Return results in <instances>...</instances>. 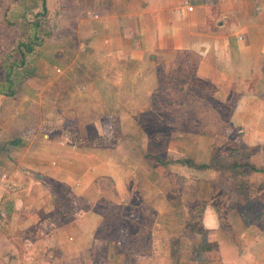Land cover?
<instances>
[{"label":"crops","instance_id":"0c3cea01","mask_svg":"<svg viewBox=\"0 0 264 264\" xmlns=\"http://www.w3.org/2000/svg\"><path fill=\"white\" fill-rule=\"evenodd\" d=\"M16 1L10 6L11 21L23 12L25 1L40 12L45 3L44 19L48 17L46 22L53 26V31L43 30L41 38L45 52L52 57L28 58L25 67L15 70L17 95H0V264H127L126 253L117 254L116 242L104 234L111 225L105 217L111 212H103L100 205L109 199V182L119 194H125L115 206L128 204L135 188L157 212L149 226V242L141 247L146 251L141 255L139 248L135 249L138 257L134 263L176 264L166 244L173 235L162 224L175 220H170L150 199L154 192L167 193L157 189L154 181L161 166H153L145 159V154H151L150 135L140 133L142 125L137 115L139 110L150 109L148 104L136 100L146 92V86L142 88L146 78L150 79L151 89L157 87L158 81L146 73L148 51L137 49L128 54L125 49L127 41L140 47L143 42L150 44L149 39L155 41L164 31L175 45L179 22L191 14L181 7L185 0H144V4L137 1L133 3L135 9L124 13L113 10L111 15L115 18L107 17L102 9L97 14L79 8L75 21L66 23V18L71 17L60 9L63 6L57 10L54 0ZM222 1L213 4L217 14L223 11ZM231 1L234 23H228L227 17L232 15L229 12L223 14L225 25L220 21L211 29L205 25L210 20L205 18L206 8H202V13L196 14L199 20L195 25H183L182 39L185 35L189 41L196 39L191 35L193 28L199 31L203 26L208 38H198L191 45L182 42L180 48H214L212 57L220 58V44L225 43L230 50L234 44L239 53L246 51L252 55V62L264 63V0H252L255 9L251 13L246 9V0ZM130 2L120 0L119 6L130 7ZM177 7L182 9L173 12ZM147 15L154 20L150 28L146 26ZM61 21L71 32L57 30ZM79 53H84L83 57ZM34 59L41 70L35 67ZM125 95L131 96L129 107L121 100ZM251 102L264 104L259 99ZM114 126L120 130L121 138L113 131ZM246 126L253 133L247 132L246 145H261L257 132ZM25 136V146L7 144ZM71 136L79 143H72ZM137 182L150 184V188L143 192ZM233 208L222 215L213 204L203 207L200 223L208 233L202 236L192 232L191 251L187 259H183L181 251L182 262L264 264V209L234 217ZM226 222L229 227L224 226ZM187 226L178 233L182 240L187 237ZM198 242L212 248L202 254L201 259L207 257V261L193 259Z\"/></svg>","mask_w":264,"mask_h":264},{"label":"rangeland","instance_id":"374dc122","mask_svg":"<svg viewBox=\"0 0 264 264\" xmlns=\"http://www.w3.org/2000/svg\"><path fill=\"white\" fill-rule=\"evenodd\" d=\"M5 1L10 6L17 2L16 0ZM33 1L40 2L37 0ZM41 1L43 2V0ZM137 1L144 4V0H131L130 3L132 5L130 7H120V0H54L55 5H53L56 6L55 8L57 10L60 6H63L60 9H64V14L67 13L66 17H71L70 19L66 18V23L71 20L75 21L74 16L77 15L76 12L79 8H87L86 11L88 13H92V11L97 13L102 9L105 11V15L109 17L113 16L111 14L118 9L120 13H124L129 8L131 10L135 9L137 6L134 4L133 8V3ZM246 2L249 3L246 9L249 13L253 12L255 9V7L253 8V1L246 0ZM202 3L204 4L202 5ZM28 4L29 2L25 1L26 7H23L22 14L19 13L18 16L11 18L12 22L18 28V35L25 41L28 40V29L32 22H39L40 27L37 29V33L40 37L43 34V30L52 29L53 31V26H48L49 21L46 22L48 17L44 19L45 3L41 4V12L36 11L35 6H32V4ZM213 4H217L216 0H185L181 4V7H184L185 11L191 14L185 20L179 22L175 45L168 39L166 31L162 32L155 41H150L149 39L150 44L143 42L140 47L130 43V41L126 42L127 47L125 50L128 51V54L129 51L137 49L143 53L149 52L148 58L150 59L147 64L146 73L151 77L154 76L158 81V85H160H157V87L153 86L154 88L151 89L149 78H146V83L141 84L143 89L146 86V89H144L146 92L142 94V97L138 96L136 100L140 104L146 106L148 104L150 109L146 111L139 110L137 111V115L141 120V134L145 132H148L150 136L154 132L157 134V136L152 135L153 138L150 140L149 150L151 154L162 159L164 165L159 168L161 173H157L158 176L155 177L156 180L154 181H156L155 185L157 189H163L167 193L161 192L157 194V192H154L152 195H149L150 199L155 201L156 205L167 214V217L169 216L170 220L174 218L175 221L173 222L167 224L162 223L165 226L167 225L166 230L173 236H178V233L184 229L187 222L191 220L189 216L191 217V215L196 214L200 217L202 216L204 206H198L196 201L209 200L212 192L211 185L217 187L216 191L220 201L228 200V212L232 206L234 207L232 210L234 212L232 216L234 217H239L238 215L240 213L245 215L249 211L256 214V210H258V213H260L259 209H264V173L251 169L264 168V104L263 106H259L251 102L253 99L255 101L258 99L264 101V63L252 62L253 56L249 55L246 51L239 53V50H237L234 44L232 45L235 48L232 46V50H230V47L227 48L225 43L220 44L221 46L217 49L220 58L212 57L215 53L214 48L209 49L205 46L201 49L180 48L182 42L185 45H191V41H197L196 39L198 38L203 40L208 38V35L203 33L206 29L203 26L199 31L196 30L197 28H193L191 35L196 39L189 41L188 35H185V40L182 39L183 25L185 24V27L195 25L199 20L196 14L202 13V8H206L204 12L206 14L205 18H208L210 21L207 24L205 22L201 23H205L211 29L218 26L220 21H223L222 24L225 25L223 14L229 12L232 15L227 17L228 23L229 25L230 23H234L235 11L233 10L234 5L231 0L222 1L223 11H220V14L215 12L217 11V6ZM190 7L193 8V11L190 10ZM26 8H28L27 11ZM181 9L177 7L173 12L177 13ZM243 9L245 8L243 7ZM106 10L109 11V14H107ZM9 17L10 13L8 12ZM149 17L151 16H146V26L150 28L153 26L151 24L152 22L154 24V20L152 18L149 19ZM113 18L115 17L113 16ZM55 22L59 23V19H56ZM59 25L57 24V30L59 32H71L69 28L63 25V21ZM189 42L190 44H187ZM41 47H37L34 52L28 55V58H48L50 53H46L45 48L43 46ZM230 54L231 57H229ZM83 55L84 53L81 54V57ZM49 56L52 57V55ZM33 61L37 70H41L42 67L38 64L37 59ZM250 70L252 71L253 78L249 76L251 73ZM158 87L160 91L154 96L153 91ZM130 97V95H125L121 100L128 105L129 99L131 100ZM154 98H156L155 105L158 106L157 109L153 108L152 100ZM171 100L174 102L177 100V103L184 102L192 106L189 107L188 112L189 114L193 113V117L196 118L195 121L199 120V124L196 122L197 124L195 123L191 126L196 125V128L200 129V131L206 130V134H203L204 136L201 133L199 134L193 131L185 132L182 126L174 125L175 127L168 128L164 126L166 120L171 116L172 119L178 118L176 115H170L174 113L173 111L166 110L168 108L165 106L166 102ZM119 102L120 100L116 104ZM199 107L201 108L200 110L198 109ZM214 107L220 110L215 111L213 109ZM248 107L251 109H248ZM122 108H120V112ZM138 112H141L142 115L140 113L141 116H139ZM171 122L172 124H176L175 121ZM246 125L253 127L254 133L257 132L259 137L258 143L261 144L250 147L252 151L245 149V147H248L245 143L247 132L249 135L253 134L252 131L250 132L249 126ZM113 129V131L116 130L118 132V138H121V134H119L120 130L115 126ZM27 136L19 138V140L22 139L26 144ZM9 141L7 144H10ZM144 141H146V138H144ZM25 144L18 145V147L25 146ZM189 161L193 162L195 167L188 166L187 163ZM202 165L205 168H201L200 166ZM149 167L152 169L151 166ZM162 172L164 173L163 175ZM151 178L154 179L153 177ZM138 185H141L140 188L142 190L144 189L143 192L148 187L150 188V184L144 186L139 182ZM108 186L110 187V191H106L109 192V199L107 202L101 201L100 205V209L107 214L115 210L117 211L118 207L115 204L118 200L125 198V194H119L113 188L114 186H112L111 182H109ZM137 194H139L138 191L133 188L129 195V202ZM136 208L133 207L131 211V215L133 216H126L128 220H133L135 217L140 219L146 213V207H143L146 210L140 207ZM147 212L146 222L150 225V219L155 217H151L153 215L152 211L147 210ZM132 222L130 221V223ZM227 223L224 224L225 227H229ZM127 224L120 223L116 229V225L112 224L107 227L104 234L106 236H112L117 233L119 243H126L122 251L133 253L137 244L141 243L143 245V242H149V239L148 237H145L143 240L138 237L133 239L130 236L131 233H129L132 231V228H125ZM194 225L192 224L191 226ZM185 234L187 237L183 240L180 239L178 242L180 253L184 251L183 259L188 258L192 245V241L189 239L192 236V232L185 229ZM200 235L205 236V234ZM203 246H207V244ZM197 247L199 250L203 248L200 242H198ZM127 259V264H135V257L133 255ZM200 260L207 261V257Z\"/></svg>","mask_w":264,"mask_h":264},{"label":"trees","instance_id":"16d2710c","mask_svg":"<svg viewBox=\"0 0 264 264\" xmlns=\"http://www.w3.org/2000/svg\"><path fill=\"white\" fill-rule=\"evenodd\" d=\"M37 1H41V0H37ZM9 10H10V5L5 0H0V95H4L7 97H15L17 95V89L15 87V81H14L15 70L23 68L27 65L28 55L34 52L37 47L43 46L44 40L43 38L38 36L37 29L40 27V24L39 22H36V21L30 23V26H29L30 28L28 29L29 30L28 40L25 41L23 38H21L18 35V28L16 27V24L12 22L11 20H9L8 18ZM159 91H160L159 87L156 90H154L153 91L154 96H156V94ZM152 102H153V108L157 109L158 106L155 105L156 98H154ZM176 103H177V100L176 102H174L173 100L166 102L165 106L168 107L166 110L173 111L174 113L170 115H176L178 116V118L172 119V116H171L169 119L166 120L164 126L167 128L175 127L174 125L182 126V129L185 132L193 131L199 134L201 133L202 135L206 134V130L200 131V129L196 128V125L193 127L191 126V125H194L196 122L199 124V120L195 121L196 118L193 117V113L189 114L188 112L189 107H192V106L184 102L177 103V104ZM198 109L200 110L201 108L199 107ZM213 109L215 111L220 110V109H217L216 107H214ZM171 121L173 122L175 121L176 124H172ZM152 135L157 136L156 132H154ZM152 135L149 137V140H152L153 138ZM71 139H72L71 141L72 143H75V144L79 143V140L76 141L75 136H71ZM9 143L10 145H13V146L25 144L22 139L21 140L19 139L10 140ZM245 149L252 151V148L250 147H245ZM145 159L153 166H163L164 165V161L162 159L150 153L145 154ZM187 165L195 167L194 166L195 164L191 161H189ZM200 167L205 168L204 165ZM251 169L256 172L264 173V168H261V169L251 168ZM211 187H212V192H211V196L209 200H197L196 201L197 205L205 206L207 203L213 204V206L216 208V210L220 214L223 215L227 213L229 210V205L227 204L228 200L225 199L223 202L220 201L219 200L220 198L218 197L217 195L218 193L216 191L217 187L213 185H211ZM133 207L135 209H137L136 207H140V208L146 207L147 210H150L153 212V215H151V217H155L157 215V212L155 211V209L151 207L148 203H146L139 194H137V196L132 198L128 204H124L121 207H118L117 211L115 210L114 212H111V215H107L105 217V222L106 223L110 222L111 225L115 224L116 225L115 229L120 223L121 224L128 223L127 226H125V228L127 227L132 228V231L129 232L131 233V235L130 234L129 235L133 239H135L136 237L142 238V240L145 237H148L149 239L150 238L149 226L152 225L154 218L150 219L151 222H149L150 223L149 225L148 222H146V216H147L146 213L148 212L145 208H143L144 210H146V213L142 215L140 219L138 217L137 218L135 217L133 220H128L126 216L131 215V211ZM130 221H133V222L130 223ZM192 224H195V225L191 226ZM187 225H188L187 230L191 232L205 234V235L208 233L202 228L201 223H200V216L198 214L193 215V218L189 222H187ZM109 240L116 242L115 252L117 254L120 252L126 253L125 255L127 258L132 255L134 257H138L136 256L138 255L136 251L138 250L137 248H139L140 254L142 255L146 250L142 249L141 247H144L145 244H148V242H143V245L139 243L136 245V250L133 251V253H127L125 251H122V248L126 246V243L125 242H123L122 244L119 243V237L117 233L113 234L112 236L110 235ZM179 240H180V236H171L166 243L170 248L171 258H173L176 261V264H188L180 260V250H179V243H178ZM197 245L198 244H196L193 250V259L195 260H198V257L201 259L202 254L204 252L212 249L210 246L207 245V246H201L203 248L200 247L201 249L199 250Z\"/></svg>","mask_w":264,"mask_h":264},{"label":"built area","instance_id":"2783aa9c","mask_svg":"<svg viewBox=\"0 0 264 264\" xmlns=\"http://www.w3.org/2000/svg\"><path fill=\"white\" fill-rule=\"evenodd\" d=\"M190 10H192V11H193V8H191V7H190Z\"/></svg>","mask_w":264,"mask_h":264}]
</instances>
